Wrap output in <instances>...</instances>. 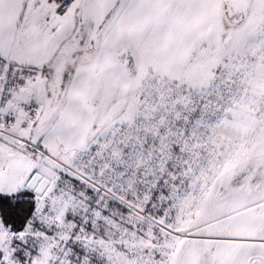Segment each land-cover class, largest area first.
<instances>
[{"label": "snow or ice", "instance_id": "1", "mask_svg": "<svg viewBox=\"0 0 264 264\" xmlns=\"http://www.w3.org/2000/svg\"><path fill=\"white\" fill-rule=\"evenodd\" d=\"M0 264H264V0H0Z\"/></svg>", "mask_w": 264, "mask_h": 264}]
</instances>
